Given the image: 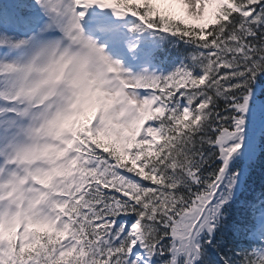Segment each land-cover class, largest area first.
Instances as JSON below:
<instances>
[{"label": "snow or ice", "instance_id": "obj_1", "mask_svg": "<svg viewBox=\"0 0 264 264\" xmlns=\"http://www.w3.org/2000/svg\"><path fill=\"white\" fill-rule=\"evenodd\" d=\"M85 36L139 70L100 56L118 87L58 108L45 58L99 55ZM34 72L40 105L19 87ZM257 168L264 0H0V264H264Z\"/></svg>", "mask_w": 264, "mask_h": 264}, {"label": "clouds", "instance_id": "obj_2", "mask_svg": "<svg viewBox=\"0 0 264 264\" xmlns=\"http://www.w3.org/2000/svg\"><path fill=\"white\" fill-rule=\"evenodd\" d=\"M85 40L95 44L97 48H101L99 55L90 53L87 48L81 46L69 48L68 45H65L63 48L54 47L45 58L48 69L61 80V87L57 92V100L55 101L58 108L66 107L75 92L87 89L92 80L96 78L103 79L106 87H118L113 74L109 72L107 63L101 60L100 56L107 57L109 60L113 58L103 50L102 45L96 44L95 37L85 36ZM45 74L34 72L25 75L20 80L19 87L30 103L33 101L35 105L44 103L47 92L40 82ZM46 111L47 107L34 113L32 126L37 129V132L33 135V139L45 135L39 129L41 117Z\"/></svg>", "mask_w": 264, "mask_h": 264}, {"label": "trees", "instance_id": "obj_3", "mask_svg": "<svg viewBox=\"0 0 264 264\" xmlns=\"http://www.w3.org/2000/svg\"><path fill=\"white\" fill-rule=\"evenodd\" d=\"M250 183H252L257 190L261 187L262 184H264V172L261 171L260 168H257L250 179Z\"/></svg>", "mask_w": 264, "mask_h": 264}, {"label": "rangeland", "instance_id": "obj_4", "mask_svg": "<svg viewBox=\"0 0 264 264\" xmlns=\"http://www.w3.org/2000/svg\"><path fill=\"white\" fill-rule=\"evenodd\" d=\"M106 38H108L107 36H106ZM115 47H116V45H118V46H121L122 47V53L124 54H127V48H126V46L123 44V43H120V44H116V43H114L113 44ZM131 61H135L134 59H130ZM136 62V61H135Z\"/></svg>", "mask_w": 264, "mask_h": 264}]
</instances>
